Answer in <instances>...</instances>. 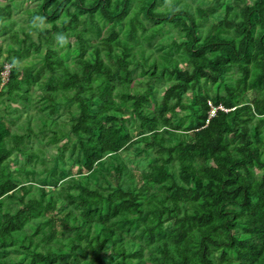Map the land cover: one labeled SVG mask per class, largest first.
<instances>
[{"label":"trees","instance_id":"obj_1","mask_svg":"<svg viewBox=\"0 0 264 264\" xmlns=\"http://www.w3.org/2000/svg\"><path fill=\"white\" fill-rule=\"evenodd\" d=\"M0 264H264V0H1Z\"/></svg>","mask_w":264,"mask_h":264},{"label":"rangeland","instance_id":"obj_2","mask_svg":"<svg viewBox=\"0 0 264 264\" xmlns=\"http://www.w3.org/2000/svg\"><path fill=\"white\" fill-rule=\"evenodd\" d=\"M1 1V0H0ZM30 29H33V27H29ZM155 53V55H157V53L156 52H154ZM6 73L7 72H5L4 73V76H6ZM7 77V76H6ZM40 91L39 90H34L33 91V93H32V95H33V98L34 99H36V98H38V96L40 95ZM18 97L16 96V95H13V96H8L7 97V100H8V102H9V104L11 105V108L13 107V106H18ZM10 108V109H11ZM16 113H14L13 115H15ZM5 122H6V124L8 125V126H10V127H13L14 125H15V121L13 120V119H5ZM158 141H159V139H158ZM40 165L38 164V167H39ZM74 170L76 171L77 170V167H75L74 168ZM146 176V174L144 173V174H137V177H138V180L139 181H142V178L143 177H145ZM111 179L115 182V183H117L118 182V174L117 173H113L112 175H111ZM21 215H22V217L24 218V220H26V221H28L29 220V218H28V216H27V213H26V209L25 208H23L22 210H21ZM43 216L44 217H54L55 218V221H54V227H53V236L55 237V238H58V237H60L61 236V234H63V224H62V216L61 215H56L55 216V214H54V212L53 211H49V210H44L43 211Z\"/></svg>","mask_w":264,"mask_h":264},{"label":"built area","instance_id":"obj_3","mask_svg":"<svg viewBox=\"0 0 264 264\" xmlns=\"http://www.w3.org/2000/svg\"><path fill=\"white\" fill-rule=\"evenodd\" d=\"M5 72H7V73H6V76H8V73H9V67L7 68V70H6ZM5 72H4V73H5ZM6 76H4V77H6ZM212 112H213V111H212Z\"/></svg>","mask_w":264,"mask_h":264}]
</instances>
